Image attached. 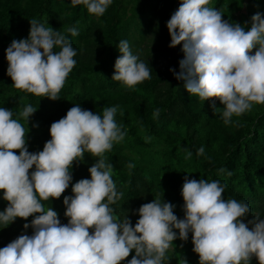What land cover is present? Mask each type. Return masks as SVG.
Listing matches in <instances>:
<instances>
[{"label": "clouds", "instance_id": "clouds-1", "mask_svg": "<svg viewBox=\"0 0 264 264\" xmlns=\"http://www.w3.org/2000/svg\"><path fill=\"white\" fill-rule=\"evenodd\" d=\"M71 2L99 17L112 0ZM209 4L210 0H180L167 21L169 47L182 44L184 52L180 71H170L185 82L189 94L213 100L214 113L218 99L228 125L234 115L264 104V14L253 15L251 28L245 30ZM30 24L29 37L14 39L6 49L7 75L17 90L55 101L76 65L77 51L60 31L36 19ZM68 31L79 34L75 27ZM118 48L121 55L112 80L131 89L151 79L149 67L132 53L128 41L121 40ZM117 110L118 106L105 107L101 116L75 105L51 124V139L43 150L30 152L29 131L19 118L29 125L37 109L26 105L13 118V110L0 107V191L8 202L0 211V223L9 226L17 218L34 217L24 224L25 229L31 227L29 235L0 247V264H122L133 250L128 264H163L172 243L178 238L187 241L189 233L199 264H252L254 257L264 264V219L254 216L245 223L257 213L250 199L223 196L227 185L219 181L184 178L183 219L174 213L175 205L159 198L140 206L135 226L128 216L120 219L116 202L123 191L105 157L126 135L115 119ZM158 116L159 109L154 112ZM89 153L99 157L89 168L91 178L72 184L74 162ZM203 153V147L198 149L197 155ZM191 155L186 150V158ZM70 185L72 193L66 191ZM49 199H59L64 224L53 207L42 203ZM180 264L188 261L183 258Z\"/></svg>", "mask_w": 264, "mask_h": 264}, {"label": "trees", "instance_id": "trees-1", "mask_svg": "<svg viewBox=\"0 0 264 264\" xmlns=\"http://www.w3.org/2000/svg\"><path fill=\"white\" fill-rule=\"evenodd\" d=\"M166 4L170 7L168 11ZM179 5L180 0H112L106 12L98 17L89 14L83 4L73 6L71 0H0V107L10 105L23 109L30 104L37 109L35 117L29 123L32 133L28 139L32 142L39 135L49 136V126L64 118L67 111L75 105L101 116L105 107L118 106L115 119L126 135L122 141L114 143L105 157L113 165L114 182L123 193L132 197L137 207L143 199L137 180L139 173L142 179L145 176H152L155 180L159 177L165 180L162 190H156L153 183L147 181L149 191L163 196L161 201H165L169 194L176 201L181 200L180 204H172L175 205L174 213L183 219L184 200L180 190L183 178L192 174L194 179H202V175L197 178L196 174H200L204 170V163L209 161L213 170L218 171L227 184L223 196L225 193L233 199L245 196L250 199L253 211L258 213L264 203V104H253L251 111L239 117L234 115L232 122L225 125L222 119L224 106L218 99H215L218 111L214 113L213 100H202L187 92L185 82L176 79L170 71L175 69L178 73L179 62L184 59L182 44L169 47L171 36L167 28V21ZM208 6L220 10L223 19L239 23L245 30L251 28L253 15L264 14V0H210ZM163 7L167 16H164L159 26L163 28L165 35L157 37L161 39L155 41V45L163 51L157 56L163 55L170 59L172 66L166 64L157 68L146 63L151 79L131 89L122 82L112 80L115 61L121 55L119 42L128 41L132 53L139 56L135 48L145 42L148 32L155 30V21ZM32 19L60 31L77 51L74 57L76 65L55 101L17 90L7 75L6 49L14 39L29 37ZM73 27L79 33L76 36L68 31ZM84 47L91 49L92 54L84 56ZM254 52L255 49L253 54ZM139 59L141 60L140 56ZM161 82L168 85L163 89L159 86ZM157 109L159 116L154 117ZM179 132L182 139L175 150L181 151L187 147L192 156H196L191 145L193 141L189 137L195 133L201 141H205L202 142L209 152L202 159L198 156L186 159L185 169V164L175 156L170 144ZM215 154H218L216 159H210ZM167 156L170 158L167 159ZM97 159L99 157H93L89 153L85 160L74 162L72 184L83 178L90 179L89 168ZM239 163L246 167L247 172L244 174L236 171ZM129 164L134 167L129 168ZM220 169L225 171L221 172ZM229 172L231 175H228ZM235 173L237 179H233ZM214 180L218 181V178L214 177L212 181ZM66 191L72 193L71 185ZM53 200L55 209L59 212V199ZM7 204L0 191V211ZM111 207L115 210L114 204ZM117 211L121 212L118 206ZM59 219L64 224L62 214ZM25 223L30 224L28 219L17 218L7 228L4 225L2 247L21 234L29 235V229H22ZM176 231L178 236L179 232ZM171 246L164 264H180L183 258L188 264H199V256L193 251L192 233H189L187 241L178 238ZM129 257L122 264H127Z\"/></svg>", "mask_w": 264, "mask_h": 264}, {"label": "rangeland", "instance_id": "rangeland-1", "mask_svg": "<svg viewBox=\"0 0 264 264\" xmlns=\"http://www.w3.org/2000/svg\"><path fill=\"white\" fill-rule=\"evenodd\" d=\"M168 5L169 4H166L167 11L170 8ZM164 10H165V7H163V9L159 12L160 16H158V18L155 21V23H156L155 30H152L151 32H148L147 33V37L145 39V42L143 44H140L139 48L138 47L135 48V52L137 54H139V56L141 58V61H143L145 63H148L149 65L156 66L157 68L164 67V66H166V64L168 66H172V63H171L170 59L164 58L163 55L157 56V54H161L163 51L160 50L159 48H157L156 45H155V41H157L158 39H161V38H157V37L165 35L163 28H161L159 26L160 24H162V22L164 20V16L165 17L167 16V12L164 13ZM131 46H134V44H132ZM140 49H141V51H140ZM82 53H83L84 56L92 54L91 49H88L86 47H84ZM167 85H168V83H164V82H161L159 84V86L162 87L163 89ZM163 93H164V96H165V92L164 91H163ZM3 107H5V108H7L9 110H13V112H14L13 118H18V113L22 110V108H17V107L15 108V107L10 106V105H5ZM34 117H35V113L30 117L29 123ZM19 119H20L21 123L24 124L26 129L29 131V133H28V136H29V134L32 133V126L28 125L24 121V119L22 117H20ZM50 127L51 126H49V129H50ZM49 132H50V130H49ZM189 133L190 132L188 130V134ZM189 137L193 141L191 145H193V148L195 149L196 156H198L199 159L204 158L206 156V154L209 153L208 150H207V147H204L206 145L202 142L204 140L201 141L200 140L201 138L199 137V135H197L195 133L191 134ZM49 138H51L50 134H49V136H40L39 135L38 137H36V140L35 141L32 140V142H30L29 139H28V145L27 146H28L29 151L30 152H36L37 150L38 151H42L43 147L45 145V144H43V142L45 140L49 139ZM181 139H182V134L179 132V133L176 134V138L174 140L170 141V144L172 146L171 150L175 152V156L177 158H179L182 161V163L187 162L186 159L196 158L195 155H193V156L191 155L190 158H186V150L188 151L187 147H185L181 151L175 150L176 146L179 144ZM201 147L204 148V153H203V155H197L198 149H200ZM17 154H19V152H17ZM217 155L218 154L212 155L210 159H216ZM168 158H170V156H167V159ZM184 164H185V166H184V169H185L186 163H184ZM204 164H205L204 170L200 174H196L197 178L201 177V175H202V177H201L202 179H206V180L212 181L214 177H217L218 181H220L223 185H227L226 182L220 176V173L218 171H214L213 170V167L211 166L209 161H207ZM238 166H239V169L236 170L237 172L243 173V174L245 172H247L246 167H245L244 164L239 163ZM34 170H35V168L33 167V169L30 170V171H34ZM189 175L190 176H187L189 179H194L195 176L192 177V174H189ZM184 178H183V182L181 184V187L183 186ZM233 179H237L236 173H235ZM137 180H138V184H139L138 186H139L140 196L143 198L140 201V203H139L140 206L145 204V203L152 202L155 198H159L160 200L162 199L163 196L158 195V194H153L151 191H149V189H148L149 183L147 181L153 183V185L155 186V189L160 191V190H162V186L164 185L165 180H163V179H161L159 177L155 180L152 176H145V178L142 179V176H141L140 173H139V176H138ZM158 181H159V183H158ZM180 190L182 191V189H180ZM178 192H180L179 189H178ZM122 194L123 195H122L121 199L116 202V207L118 206L120 211H121L120 213L118 212L117 215L120 217L121 220H123L125 217L128 216L129 219L132 222V225L135 226L136 222L139 219L138 209L140 208V206L137 207L133 203L132 197H130L129 195H127L126 193H123V192H122ZM144 195H146V196H144ZM170 195L171 194H169L166 197L165 202H170V203H175V204H177V203L180 204L181 203V200L176 201ZM262 198L264 200V194H262ZM42 203L45 205V208L53 207V209L55 211H57L55 209V203H54L53 199L52 200L49 199L48 201H42ZM4 209H5V207L3 208V210ZM58 214L60 216L61 213L58 212ZM254 216H259L260 219H264V203L262 204V208H261L260 212L255 213L249 219L245 218L244 222L247 223V221L251 220ZM33 218L34 217H29L28 218L29 223H31V220ZM3 228H4V224L0 223V247H2V244L4 243V239H3V237H1ZM5 228H7V226H5ZM22 229L23 230H27L24 227ZM28 229H31V227H29ZM171 248H172V246L169 249H171ZM131 254H132V256H134L135 255V251L133 250ZM132 256H130L129 259L127 260V264H128V261L132 258ZM169 263H171V262L169 261ZM163 264H164V262H163ZM252 264H259V261L254 257L253 260H252Z\"/></svg>", "mask_w": 264, "mask_h": 264}]
</instances>
